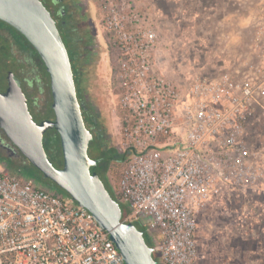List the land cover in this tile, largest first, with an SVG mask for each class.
Segmentation results:
<instances>
[{
	"label": "built area",
	"instance_id": "built-area-1",
	"mask_svg": "<svg viewBox=\"0 0 264 264\" xmlns=\"http://www.w3.org/2000/svg\"><path fill=\"white\" fill-rule=\"evenodd\" d=\"M99 2L116 52L113 113L126 158L111 185L126 208L122 219L144 228L158 264H196L201 208L264 182V155L247 133L264 112V51L242 76L226 70L178 79L160 65L159 34L133 1ZM0 264L125 260L91 211L0 163Z\"/></svg>",
	"mask_w": 264,
	"mask_h": 264
},
{
	"label": "rangeland",
	"instance_id": "rangeland-1",
	"mask_svg": "<svg viewBox=\"0 0 264 264\" xmlns=\"http://www.w3.org/2000/svg\"><path fill=\"white\" fill-rule=\"evenodd\" d=\"M77 1L93 34L92 55L82 76L83 92L103 117L109 146L116 147L121 140V119L113 113L117 103L113 83L116 52L103 23L99 0ZM131 1L146 14L159 34L155 53L160 65L178 79L190 75L211 77L226 70L239 71L242 76L252 65L260 63L264 51V0ZM43 2L46 5L49 2L56 10L61 7L53 4V0ZM65 2L64 9L72 12L73 6ZM11 73L20 79L36 75L12 58L4 69L0 56V90L10 86ZM28 93L40 102L44 98L38 85L28 88ZM52 102L53 99L51 105ZM40 118L35 120L38 122ZM247 133L250 144L264 155L263 111L258 110L251 118ZM121 171V164L113 165L110 181L118 180ZM122 208L126 210L123 204ZM198 218L196 264H264V182L252 190L212 198L201 208Z\"/></svg>",
	"mask_w": 264,
	"mask_h": 264
},
{
	"label": "water",
	"instance_id": "water-1",
	"mask_svg": "<svg viewBox=\"0 0 264 264\" xmlns=\"http://www.w3.org/2000/svg\"><path fill=\"white\" fill-rule=\"evenodd\" d=\"M0 20L23 34L40 54L50 76L55 116L37 122L22 85L11 73L9 88L0 90V128L45 178L92 212L110 232L125 264H157L156 247L148 244L136 224L123 221L120 203L92 170L97 165L89 154L93 134L84 119L69 51L51 11L42 0H0ZM50 129L60 135L62 168L52 163L44 145Z\"/></svg>",
	"mask_w": 264,
	"mask_h": 264
},
{
	"label": "trees",
	"instance_id": "trees-1",
	"mask_svg": "<svg viewBox=\"0 0 264 264\" xmlns=\"http://www.w3.org/2000/svg\"><path fill=\"white\" fill-rule=\"evenodd\" d=\"M67 12L68 11L64 9L61 4V7L56 11V19L58 28L62 34V37L70 54L76 85L79 86L81 75L78 61H80L79 56L80 54H82L80 50L82 48H85L84 52L90 51L88 50L87 46H89L91 43L90 39L92 33L90 32L91 34L87 35V42L82 43L83 38L77 35V31L75 28L68 25L69 23L67 21V18L71 15V13L68 12L69 14L67 15ZM0 56L2 57L4 62V69H7L9 58H12L14 61H17V63L19 62L21 63V65L29 67L30 72L36 73V75L32 78L20 79L17 75H15V77L22 82V88L28 98L29 108L34 116V119H39L41 117V120H39L40 122L45 119H54V111L50 104L52 100L50 76L40 54L23 34L1 20ZM35 85H38L40 92L44 93V98L41 100V102L36 98H33L31 96L29 97L28 88ZM78 95V97H80V94ZM42 106L45 108V110L41 112L39 109ZM81 107L86 125L93 134V139L90 142L89 154L93 159L97 160V165L93 167L92 170L99 174L106 187L112 194L113 198L115 199V190H113L112 188L109 176L112 166L116 163L121 164L125 160L126 155L120 154L115 148L109 146L107 140V126L99 122L93 115L91 116L89 110H87L84 105H82ZM44 145L52 163L57 168H62L64 165L63 151L60 135L56 131V129H50L45 133ZM9 170L13 171L14 173H17L19 171L20 175L35 179L41 186H44L47 189L55 191L58 194L67 195V193L63 189L58 187L53 181L45 178L44 175L36 167H34L23 155L20 156L16 162L10 163ZM123 213L125 214L124 210ZM139 227L140 226H138V228ZM141 229L145 233L144 228L141 227ZM148 236L145 234L148 244L153 246V241ZM154 257L157 260L155 254Z\"/></svg>",
	"mask_w": 264,
	"mask_h": 264
},
{
	"label": "flooded vegetation",
	"instance_id": "flooded-vegetation-1",
	"mask_svg": "<svg viewBox=\"0 0 264 264\" xmlns=\"http://www.w3.org/2000/svg\"><path fill=\"white\" fill-rule=\"evenodd\" d=\"M65 1L66 0H53V4H55V5L56 4H62V6L64 8V5L66 3ZM67 2L69 4H71V6H73V8H74V10L72 12H69L68 11L69 13H71V15L68 16V18H67V21L69 23L68 25L76 29L77 35H79V37H82L83 38L82 43H85V42H87V35H89V34L92 33V29L88 25V23H89L88 22V18L85 17V13L83 11V8H82L81 4H79V2L77 0H67ZM43 3L45 4V2H43ZM47 4L48 5H46V4L45 5L51 11L54 19L57 22V19H56V15H57L56 14V11L57 10L54 9L49 4V2ZM68 12H67V15L69 14ZM76 23H77V25H80V26H77ZM92 38H93V34H92L91 39H90L91 42L93 41ZM87 48H88V50H90L89 52H84L85 48H82L80 50V52L82 54H80V56H79V59H80L79 62H80V64H78V66H79V69H80V75L81 76H80L79 86L76 85L77 92H78V94H80V97H81V98L79 97L81 106L84 105L86 107V109L89 110V113L91 114V116L93 115L94 117H96V119L99 122L103 123V125H104L105 123L103 121V117L100 116L98 114L97 110L92 106V104L89 103L88 96H86L84 94V92H83L84 82L82 83V76L86 73V70H85L86 67H87L86 64L90 60L89 57L92 55L91 54V52H92L91 45L87 46ZM17 80L22 85V82L19 79H17ZM3 91H5V90H3ZM113 148H115L117 150V146L116 147H113ZM20 156H22V154L20 153V151L17 149L16 146H14L12 144V142L7 138V136L5 135V133L3 132V130L0 128V163L3 164L5 167H7L9 169L10 163L16 162L17 159ZM116 164H120V163H116ZM17 173H19V171ZM139 228H140V230H142L141 229V226ZM145 234L148 236L147 233H145Z\"/></svg>",
	"mask_w": 264,
	"mask_h": 264
}]
</instances>
